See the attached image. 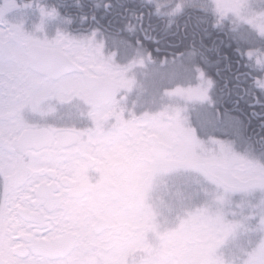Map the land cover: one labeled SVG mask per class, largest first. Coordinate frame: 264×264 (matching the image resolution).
Masks as SVG:
<instances>
[{"label": "snow or ice", "instance_id": "obj_1", "mask_svg": "<svg viewBox=\"0 0 264 264\" xmlns=\"http://www.w3.org/2000/svg\"><path fill=\"white\" fill-rule=\"evenodd\" d=\"M0 264H264V0H0Z\"/></svg>", "mask_w": 264, "mask_h": 264}]
</instances>
